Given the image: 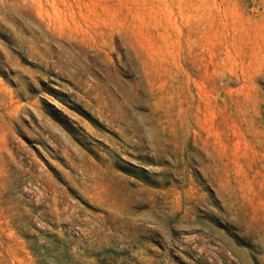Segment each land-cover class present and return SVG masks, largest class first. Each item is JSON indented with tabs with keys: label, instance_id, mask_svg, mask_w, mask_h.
<instances>
[{
	"label": "rangeland",
	"instance_id": "374dc122",
	"mask_svg": "<svg viewBox=\"0 0 264 264\" xmlns=\"http://www.w3.org/2000/svg\"><path fill=\"white\" fill-rule=\"evenodd\" d=\"M0 264H264V0H0Z\"/></svg>",
	"mask_w": 264,
	"mask_h": 264
}]
</instances>
